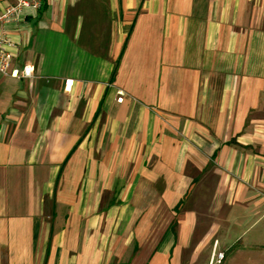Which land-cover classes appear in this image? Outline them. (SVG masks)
<instances>
[{
    "label": "crops",
    "instance_id": "obj_1",
    "mask_svg": "<svg viewBox=\"0 0 264 264\" xmlns=\"http://www.w3.org/2000/svg\"><path fill=\"white\" fill-rule=\"evenodd\" d=\"M10 33L0 264L264 263V0H43Z\"/></svg>",
    "mask_w": 264,
    "mask_h": 264
},
{
    "label": "built area",
    "instance_id": "obj_2",
    "mask_svg": "<svg viewBox=\"0 0 264 264\" xmlns=\"http://www.w3.org/2000/svg\"><path fill=\"white\" fill-rule=\"evenodd\" d=\"M43 0H0V74L16 79H27L34 77V66L24 64L15 65V57L19 43L10 33L11 26H22L27 22L31 14H35L42 6ZM123 96L118 100L122 101ZM225 252H214L211 264L221 263Z\"/></svg>",
    "mask_w": 264,
    "mask_h": 264
},
{
    "label": "rangeland",
    "instance_id": "obj_3",
    "mask_svg": "<svg viewBox=\"0 0 264 264\" xmlns=\"http://www.w3.org/2000/svg\"><path fill=\"white\" fill-rule=\"evenodd\" d=\"M228 254H229V252H228ZM223 260H224V258H223ZM223 260H222V262H224V264H232V263H234V264H247V262H244V261L230 262L228 259H226L224 261ZM209 262H210V250H207L203 254H201V256L198 260L192 261L191 264H209ZM212 264H221V263L214 262ZM262 264H264V263L262 262Z\"/></svg>",
    "mask_w": 264,
    "mask_h": 264
},
{
    "label": "trees",
    "instance_id": "obj_4",
    "mask_svg": "<svg viewBox=\"0 0 264 264\" xmlns=\"http://www.w3.org/2000/svg\"><path fill=\"white\" fill-rule=\"evenodd\" d=\"M45 1V0H44Z\"/></svg>",
    "mask_w": 264,
    "mask_h": 264
}]
</instances>
